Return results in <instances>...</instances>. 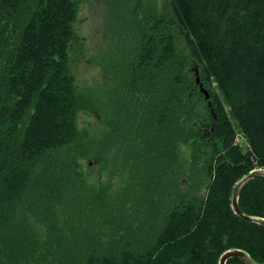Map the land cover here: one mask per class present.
<instances>
[{"label": "trees", "instance_id": "16d2710c", "mask_svg": "<svg viewBox=\"0 0 264 264\" xmlns=\"http://www.w3.org/2000/svg\"><path fill=\"white\" fill-rule=\"evenodd\" d=\"M106 1L119 48L93 136L76 127L96 107L70 70L80 0H0V264H218L234 249L264 264V226L231 208L264 169V0ZM91 155H111L119 188L86 184ZM238 207L264 219V176Z\"/></svg>", "mask_w": 264, "mask_h": 264}, {"label": "rangeland", "instance_id": "374dc122", "mask_svg": "<svg viewBox=\"0 0 264 264\" xmlns=\"http://www.w3.org/2000/svg\"><path fill=\"white\" fill-rule=\"evenodd\" d=\"M103 1L80 0L79 12L74 25L78 40L72 46L69 54L70 70L75 77L78 91L82 94H87L88 98L92 101V105L96 107L95 111L78 112L76 127L79 130L87 131L88 134L93 136H97L107 127L106 121L109 118V100L107 101V96L114 79L112 71H109L108 63H113L116 59L114 53L116 48H119L118 40L113 33L115 31L112 25L114 21L108 18L107 1ZM143 1L157 6L164 4L167 0ZM182 41L183 39L177 42V47L184 54L186 47ZM185 69L188 77L194 83L196 77H199L196 66L191 62H186ZM196 86L198 87V85ZM202 88L208 92L209 98L212 91L217 95L219 101L222 103L224 112L229 116L228 108L223 103L221 94L216 86L212 85L211 88H208L203 83ZM200 96L203 97V94H200ZM202 111L204 112V109ZM235 143L241 149H247L248 147L246 139L237 128L235 129ZM191 149H194L192 143L179 147L181 159L189 162L186 163L189 172L192 170L190 163H194V160L191 159ZM110 158L111 155L106 158L91 155L80 161L81 171L87 180V185H91V183L97 184L100 181L102 183H111L113 188L121 186L124 178L119 174L117 169L112 167L109 162ZM200 159L203 160L202 155ZM110 174L112 175V179L109 178ZM195 175L198 177L197 174Z\"/></svg>", "mask_w": 264, "mask_h": 264}, {"label": "water", "instance_id": "95a60500", "mask_svg": "<svg viewBox=\"0 0 264 264\" xmlns=\"http://www.w3.org/2000/svg\"><path fill=\"white\" fill-rule=\"evenodd\" d=\"M195 83H196V85H198L200 92L203 94L204 99L207 102H210L209 101V94L205 89L202 88V84L200 83V79L198 76L196 77ZM256 176H264V169L253 170L252 172H250L246 177H244L242 180H240L235 185V187L232 191L231 208H232L234 214L236 216H238L241 220H243L245 222L260 224V225L264 226V219L246 216L240 211V209L238 207V195H239L240 190L242 189L243 185L247 181H249L250 179H252ZM230 258H237V259L241 260L244 264H253L245 252H243L241 250H237V249L224 252L220 256L218 264H226V261Z\"/></svg>", "mask_w": 264, "mask_h": 264}]
</instances>
